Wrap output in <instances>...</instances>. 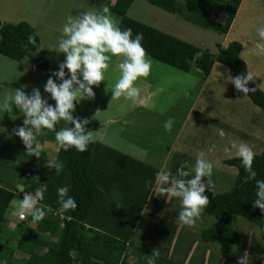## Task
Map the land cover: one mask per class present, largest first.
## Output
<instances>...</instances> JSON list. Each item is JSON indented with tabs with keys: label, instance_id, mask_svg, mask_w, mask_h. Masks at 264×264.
<instances>
[{
	"label": "rangeland",
	"instance_id": "obj_1",
	"mask_svg": "<svg viewBox=\"0 0 264 264\" xmlns=\"http://www.w3.org/2000/svg\"><path fill=\"white\" fill-rule=\"evenodd\" d=\"M262 1L263 9L257 11L256 8L251 12L245 10L244 16H238L234 28L226 38L145 0H135L126 16L207 50L214 56L219 46L224 47L234 41L243 44L246 30L241 57L247 63L251 61L250 68H254L252 61L255 59L263 65L254 80L264 83V56H257L253 50L248 49L253 38H257L254 31L260 24H264V0ZM114 2L115 0H103L99 5H91L83 0H0V22L28 23L40 38L51 71L42 72L30 60L24 64L25 59L16 62L0 55V103L5 95L21 87L28 94L33 88H39L42 97H47L43 86L50 73L58 70V65L64 61V54L56 52L55 45L61 36L66 16H78L84 11H99L107 6L113 21L118 25L120 17L110 9ZM176 2L182 4L183 0ZM217 21L224 22L221 15ZM118 62L117 57L110 58L106 81L93 86L94 98L79 103L89 119L93 117L95 122L94 115L99 117L96 120L99 129L93 135L103 152L94 159V167L104 170L108 166L104 164V152L119 151L142 161L150 168L167 170L176 175V170L181 165L185 170H190L195 154L204 151L208 159L219 160L221 164L219 168H213L209 179L214 188L211 192L206 188L205 195L212 197L230 192L236 182L237 170L225 162L237 157L234 153H224L223 148L230 140L243 141L252 148L255 155L261 154L264 150V111L255 106L244 93L237 91L231 83H225L228 72L224 71L226 68L223 65L217 64L213 73L205 80L195 67L190 73H185L153 59L149 75L135 82L140 89L136 101L141 97H149L144 106L136 103L133 105L123 97L111 100V85L119 77L116 68ZM169 118L173 120L170 132L163 128L164 122ZM23 119L15 107L10 113L0 110V185L15 192L16 200L12 209L19 202V194L23 198L27 180L40 182L41 176H45L50 170V167L45 166L47 159L56 160L59 151L55 141H41L42 155L39 160L34 156H25V146L14 135L15 129L22 126ZM109 119L114 122L108 124ZM217 129L225 132L223 139L216 134ZM211 145L216 146L215 150L208 153L207 149ZM147 176L142 182V193L149 188L152 179L150 174ZM180 207L179 198L161 194L154 186L149 189L145 210L141 212L134 239L140 253H153L157 249L163 260L171 259L182 264H237L238 259L247 251L250 257L248 264H264V229L244 218H233L232 228L239 235V242L230 254H224L217 243L201 239V234L214 226L217 218L204 210L192 227L179 226L175 218ZM7 221L10 227L4 221L1 234L3 236L6 233V239L13 242L15 231L10 228L13 225L18 227L17 224L22 221L14 216ZM186 258L187 261L183 263ZM131 262L135 263L134 260Z\"/></svg>",
	"mask_w": 264,
	"mask_h": 264
},
{
	"label": "trees",
	"instance_id": "obj_2",
	"mask_svg": "<svg viewBox=\"0 0 264 264\" xmlns=\"http://www.w3.org/2000/svg\"><path fill=\"white\" fill-rule=\"evenodd\" d=\"M83 1L99 5L103 0ZM134 1L115 0L110 9L120 17L117 26L121 30L130 28L133 37L137 33L143 34L141 43L147 57L185 73H190L195 67L205 80L211 75L216 63L225 66L230 75L246 74V65L240 58V43L234 41L224 47L219 46L214 56L207 50L128 18L127 10ZM145 1L169 13L179 14L201 28L227 35L243 0H183L182 4H177L176 0ZM220 15L223 23L217 21ZM29 35L40 46L39 52L28 44ZM30 51L36 52V55L31 56ZM0 55L16 62L27 57L35 68L51 72L40 38L26 22H0ZM248 87L257 86L249 82ZM247 97L264 111V92H249ZM54 103L51 101V104ZM73 115L81 120L87 119L78 104ZM68 126L60 121L56 130ZM86 130H92L90 123L86 125ZM38 139L40 142L55 141L54 132L43 130ZM100 148L95 141L83 153L74 148L64 151L59 147L56 160L62 163V171L57 175L55 169L50 168L45 176H41L40 182L27 180L24 192H34L41 184L46 187L45 198L40 203L47 204L53 211L34 224L27 217L24 227L17 230L16 247L4 245L0 239V264H128V259L135 255L138 260L134 264H146L148 255L152 253H140L134 239L149 189L153 186L149 183V188L142 193V182L149 174L152 176L150 181H154L157 170L120 153L107 151L104 152L107 168H95L94 159L103 152ZM225 163L237 170L236 182L230 192L208 197L209 204L204 210L215 216L217 222L201 234V239L217 243L224 254H230L239 242V235L232 228V219L241 217L264 229V213L253 208L255 181L244 182L246 174L239 159L234 158ZM253 168L257 172L256 179H264V150L254 156ZM61 186H69L68 195L77 204L75 210H69L62 216L56 214V189ZM19 195V199H22ZM15 197V192L0 185V237L3 222L13 210ZM186 261L187 258L183 263ZM156 264L182 263L171 259L166 261L159 256Z\"/></svg>",
	"mask_w": 264,
	"mask_h": 264
},
{
	"label": "clouds",
	"instance_id": "obj_3",
	"mask_svg": "<svg viewBox=\"0 0 264 264\" xmlns=\"http://www.w3.org/2000/svg\"><path fill=\"white\" fill-rule=\"evenodd\" d=\"M256 36L254 52L257 56H264V24L256 28ZM27 40L28 44L34 46L36 52L40 51V46L36 45L33 36L29 35ZM142 40V33H137L133 37L130 28L121 30L113 21L107 6L99 11H84L78 16H66L61 36L55 45V51L64 54V61L58 65V70L52 72L43 86V91L48 96L42 97L39 88H33L28 94L25 88L21 87L5 95L0 103V110L10 113L15 107L24 117L22 126L14 131V135L19 137L25 146L24 155L34 156L39 160L42 152L38 137L43 134V130L54 132L56 144L64 151L70 148L81 153L87 151L88 145L94 141V135L93 132L86 130L88 119L81 120L73 115L76 105L82 100L94 98L93 86H99L102 81H106L105 74L109 69L111 57H117L119 61L116 65L119 77L111 85V100L123 97L134 105L140 93L135 82L140 78H146L152 66L151 59L146 56L142 46ZM36 52L30 51V55L34 56ZM28 61L26 57L24 64ZM254 77L258 76L248 70L242 75L229 74L225 78V83H231L245 96L258 90L264 92V83L253 88L248 87L249 82H254ZM49 100L54 101V105L49 103ZM60 121L70 126L56 130ZM113 122L111 119L107 121L108 124ZM172 125L173 120L169 118L164 122L163 128L170 132ZM216 134L222 139L226 135L222 129H217ZM215 147L209 146L207 152L212 153ZM223 151L226 154L234 153L239 159L246 174L245 183L255 181V199L252 205L254 209L264 213V179H256L257 172L253 168L254 151L247 143L236 140H230ZM45 166L55 169L57 175L63 168L59 160L47 159ZM220 166L219 160L212 161L206 157L204 151H200L195 154V161L190 170H185L181 165L177 168L176 175H173L170 171L161 169L155 172L154 181L149 183L161 194L179 198L181 207L175 222L179 226L192 227L205 206L209 204L205 191L207 188L211 192L214 188L209 177L213 168ZM46 190L41 184L34 192L23 193V198L14 204L12 215L22 221L30 217L29 222L33 224L42 221L53 211L47 204L40 203L45 198ZM69 190V186L56 189L57 215L62 216L65 212L77 208L74 198L68 195ZM158 257L159 252L156 249L148 255L146 264H156ZM249 258L248 252L245 251L237 264H248Z\"/></svg>",
	"mask_w": 264,
	"mask_h": 264
},
{
	"label": "crops",
	"instance_id": "obj_4",
	"mask_svg": "<svg viewBox=\"0 0 264 264\" xmlns=\"http://www.w3.org/2000/svg\"><path fill=\"white\" fill-rule=\"evenodd\" d=\"M262 0H243L242 2H241V5H240V7H239V9H238V12H237V15H236V18H235V20L233 21V24H232V26H231V28H230V31H229V33L228 34H230L231 33V31H232V29L234 28V26H235V23H236V20H238V16L240 15V17H242V16H244L245 15V13H244V11L245 10H249L250 12L252 11V10H255L256 8H257V11L259 10V9H263V6L261 5L262 4ZM258 15H260L261 17L263 16L262 14H259V13H257ZM246 16H248V14H246ZM239 31H241V30H239ZM242 31H244V29L242 30ZM228 34L227 35H224L225 36V38H226V36H228ZM244 35H245V37H244V42H246L245 41V38H246V30H245V33H244ZM254 36H256V30L254 31ZM257 40V38L255 37V38H253V42H251L250 44H251V47H248V49L249 50H253L254 51V43H255V41ZM244 42H243V44L242 43H240L241 44V52L243 51V47H244ZM230 43V42H229ZM250 46V45H249ZM241 52H240V58H241V60L245 63V65H246V72L249 70V71H252L255 75H257V74H259L260 73V68L263 66L257 59H255V57H254V61H252L253 62V66H254V68H250V65H249V62H251V61H248V63L246 62V61H244L243 59H242V57H241ZM217 67V63L214 65V67H213V69H212V72H211V74L213 73V71H214V69ZM225 67V66H224ZM226 68V67H225ZM225 70H227V72H228V69L226 68V69H224V71ZM221 74H223L222 73V70H221ZM228 75H229V73H228ZM208 79V78H207ZM258 82V84H261L260 83V81L258 80L257 81ZM257 82H255V80H254V82H251V83H253L254 85H256V86H258L257 85ZM149 97H145V98H143V97H141V99L140 100H138V101H136L135 103L137 104V105H142V106H144L145 105V102H146V99H148ZM79 105V104H78ZM79 107L81 108V110H82V112L84 113V115L86 116V118L89 120V123L92 125V130H91V132H95L96 130H97V128L99 129V125H98V123L96 122V120H98L99 119V117L98 116H96V115H94V120H95V122L92 120L93 119V117H92V119H89V117H87V114L85 113V111L83 110V108L79 105ZM99 113V112H98ZM115 153H120V154H122L123 156H125V157H127V158H129V159H133V160H137L136 158H134V157H131V156H128V155H125V154H123V153H121V152H119V151H117V152H115ZM137 161H139V160H137ZM139 162H141L142 164H144L145 165V163H143L142 161H139ZM113 163V162H112ZM115 164V163H114ZM147 166V165H146ZM152 168H154V167H152ZM154 169H156L157 171L159 170V169H157V168H154ZM155 170V171H156ZM145 210V207L143 208V210H142V212ZM12 211L13 210H11L10 211V213L8 214V216H7V218H6V220H4L6 223H7V226H8V228L10 227L9 226V224H8V221L7 220H11L12 219ZM15 218H16V216H14ZM22 221V220H21ZM24 222L25 223H27L26 222V220L24 221H22V223L21 224H17L18 225V227H20V228H23L24 226L22 225V224H24ZM10 224H12L11 222H10ZM13 225V224H12ZM13 227H15V229H13ZM17 226L16 225H13V226H11V228L10 229H12L13 231H15V233L13 234V236H14V239L12 238V233H10L11 234V238L14 240L13 242H11V239H6V233H5V235H1V237H0V239H1V242L4 244V245H7V246H9V247H16V245H17V241H18V238H17V236H16V231L18 230L17 228H16ZM19 234V233H18ZM16 236V237H15ZM48 238H51V239H53V240H55V238L54 237H51L50 235H46ZM16 257L18 258L19 256L18 255H16ZM131 260H134L135 262H137V260H138V257L135 255V256H132V257H130L129 259H128V264H131V263H133V262H131Z\"/></svg>",
	"mask_w": 264,
	"mask_h": 264
}]
</instances>
